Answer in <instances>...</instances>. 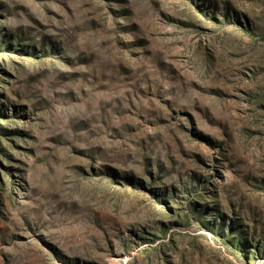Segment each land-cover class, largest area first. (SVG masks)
<instances>
[{
	"label": "rangeland",
	"instance_id": "1",
	"mask_svg": "<svg viewBox=\"0 0 264 264\" xmlns=\"http://www.w3.org/2000/svg\"><path fill=\"white\" fill-rule=\"evenodd\" d=\"M0 264H264V0H0Z\"/></svg>",
	"mask_w": 264,
	"mask_h": 264
}]
</instances>
